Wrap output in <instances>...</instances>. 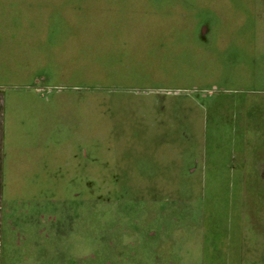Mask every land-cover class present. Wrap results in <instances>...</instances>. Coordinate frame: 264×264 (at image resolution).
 I'll return each instance as SVG.
<instances>
[{"label": "rangeland", "instance_id": "obj_1", "mask_svg": "<svg viewBox=\"0 0 264 264\" xmlns=\"http://www.w3.org/2000/svg\"><path fill=\"white\" fill-rule=\"evenodd\" d=\"M0 264H264V0H0Z\"/></svg>", "mask_w": 264, "mask_h": 264}, {"label": "crops", "instance_id": "obj_2", "mask_svg": "<svg viewBox=\"0 0 264 264\" xmlns=\"http://www.w3.org/2000/svg\"><path fill=\"white\" fill-rule=\"evenodd\" d=\"M3 145V144H2ZM14 148H16V147H14ZM31 156L33 157L34 156V154H31ZM37 158H38V156H37ZM32 160V159H31ZM30 160V162H26V166H25V169H28V167H30L29 168V170H30V173H32V172H34L35 171V167H36V164H33V162Z\"/></svg>", "mask_w": 264, "mask_h": 264}]
</instances>
